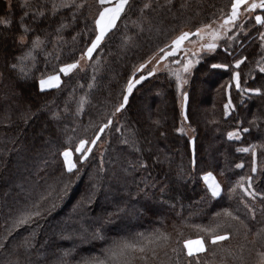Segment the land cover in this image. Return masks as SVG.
Masks as SVG:
<instances>
[{"label":"trees","instance_id":"16d2710c","mask_svg":"<svg viewBox=\"0 0 264 264\" xmlns=\"http://www.w3.org/2000/svg\"><path fill=\"white\" fill-rule=\"evenodd\" d=\"M65 2L0 0V20L9 21L0 23V264H264L260 198L253 201L239 187L230 191L240 177L254 176L253 187L264 192V94L244 91L264 93V27L254 19L264 10L242 23L244 32L236 25L228 33L239 41L227 36L200 55L182 107L175 79L163 72L146 76L115 112L141 63L181 31L223 20L232 0H130L92 58L67 75L60 68L80 60L90 45L101 5L85 0L75 10L61 7ZM41 6L45 14L34 20L32 10ZM21 18L31 29L23 43ZM61 22L67 26L58 33ZM36 36L43 44L34 59L23 61V72L13 68ZM49 75H59V83L41 90L40 79ZM81 97L86 103L78 112ZM109 117L82 163L79 140L94 139ZM237 130L240 139H229ZM249 145L256 146V173L252 152L237 151ZM65 149L73 153V173L66 171ZM207 172L220 184L217 197L203 182ZM246 204L256 208L254 218ZM36 212L29 223L13 226ZM213 235L227 238L214 244ZM193 240L204 250L188 256L185 241Z\"/></svg>","mask_w":264,"mask_h":264},{"label":"snow or ice","instance_id":"6c2138e0","mask_svg":"<svg viewBox=\"0 0 264 264\" xmlns=\"http://www.w3.org/2000/svg\"><path fill=\"white\" fill-rule=\"evenodd\" d=\"M97 2L101 6L105 5L106 3L111 4V0H97ZM169 2H170V0H169ZM84 4H85V0H80L79 3H76V0H66V2L63 3L61 5V7L74 6L75 10H79V9L84 7ZM10 5H11V0H9V6ZM126 6H130V0H116L114 5H112L110 7H102V10L99 11L98 15L94 19L95 36L91 40L90 45H88L86 47V49L81 53L80 60H76L72 63H68V64L61 66V68H60L61 73H64L65 75H67L73 69L78 67L81 60H88V59L92 58L93 52L101 44V41L105 39V36L108 33V31L115 26L117 19L120 17L121 13L125 11ZM149 6H150L149 4L145 3L143 5V8L146 9ZM241 6H244L243 11L245 13L255 12L256 9L264 10V0H232L231 11L227 16L224 17L223 23L221 25V27L224 30L225 35H227L229 32L232 31L230 26H235L236 22L239 20L240 13H241ZM56 9H57V5L55 3H53V7H52V14L53 15L56 14ZM32 11L34 13V15H33L34 20L43 17L45 14V9L43 8V6L36 8V9H33ZM142 11H143V9H142ZM25 15H28V13L26 12ZM76 19H77V16L75 15V12H74L73 21H75ZM254 19H255V23L257 25L264 27V15L257 14V15H255ZM21 21H22L21 26L23 28V34L20 36V41H21V43H23L27 37L28 32L31 31V29L29 26L23 24V18H21ZM0 23L7 24V23H9V21L0 20ZM66 26H67L66 23L61 22L58 25L56 31L59 33ZM210 27H211L210 24H204L200 27H197L195 29V32L181 31L180 34L178 36H176L171 41V45H165L163 48H160L158 50L160 53H162V55L159 56L156 63L159 64L161 60L165 59V57L175 55V53L180 50L183 42L185 40H188L189 37L197 36V37H200L201 39H203L204 35L209 34V33L205 32V29H208ZM239 29L241 32H244L245 26L241 24V25H239ZM210 35L212 36L213 42L201 44L200 48L197 49V51H199L200 49H207L209 51H214L216 49L217 44L214 41L220 37L221 33L218 30H214L210 33ZM259 37H260V40L262 42L261 48L264 49V31L259 32ZM73 39H75V37H73ZM228 39L239 41L241 39V37L233 34V35H229ZM193 43H195V41H193ZM42 44H43V41L41 40V38L39 36H36L32 40L31 48L28 50L26 55L19 58L20 63L19 64H13L12 67L13 68L19 67L20 71L23 72L24 71L23 61L27 60L29 57L34 59V57L32 56L33 51L37 48H40ZM166 49H170V50H166ZM193 55H196V53H193ZM175 62L182 64V71L184 73L190 72V70L194 64V61L191 58H188L184 61H175ZM196 62H198V61H196ZM146 63H147V61L145 63H141L138 66V68L136 69V71H140V70L144 69ZM241 63H242L241 59L236 60L235 66L238 68ZM212 66L214 68H227L228 67L227 64H214ZM155 71H156V69L154 67L152 69V71H149L147 73V75L152 76ZM259 71L264 73V66H260ZM133 75H135V73ZM175 75H176V80H177V87L179 88L181 85V82H182L180 72L175 73ZM144 79H145V76L141 75L138 79L133 80L130 78L128 80L127 87H126V93L123 96V101L119 105L116 106L115 112H120L121 109L125 108V105L127 104L128 99H129L128 93H131L134 86L136 84H139ZM232 79L236 81V87L239 89L240 88L239 73H234ZM59 80H60L59 75H49L46 78H42L39 81L40 89L44 90L46 87H52L54 84H58ZM183 82H186V81H183ZM89 87H91V85H89ZM244 91L252 92V93H255L257 95L264 94V93H262L260 88H248V89H244ZM183 95H184V98L186 101L187 100V93H183ZM85 103H86V98L81 97L80 104H79V107L77 109L78 112L83 110V106ZM230 103H231V101H229V104ZM229 104L225 105V116L228 115ZM113 114H115V113H113ZM111 123H112V119H111V117H109L108 122L100 128L99 132L96 134V137L94 139H92L91 141H88L85 139L79 140V142L75 148V151L77 153H80L79 159L82 163L86 161L89 153L92 152L91 145H95L97 143V140L100 138V133H102L104 131V129L107 128ZM117 131H120V129L117 128ZM239 131L240 130H237L236 132H229L228 133L229 139H232L234 137H235V139H240ZM242 131L248 132L249 129L243 128ZM123 142L129 143V141H127V140H125ZM131 146L136 147L134 141L131 142ZM255 147H256L255 145H249L248 147H243V148L237 149V151H239V152H249V151L252 152V155L254 158L253 167H252L253 173H256V171H257V169L255 167V155H256ZM137 150H139V149H137ZM61 155L64 158V165H65L66 171L68 173H73V170L76 169L77 166L71 159V155H72L71 151L68 149H65L61 153ZM141 166H143V164H141ZM236 167L239 168V167H242V165L238 164V165H236ZM100 170L101 171L104 170L103 169V162H101V169ZM77 174H78V170H77ZM254 179H255L254 176H246V177L242 176V177H240V180H238L237 183L235 185H233V187L230 189V191H235L236 188L239 187L241 190H243L244 194L246 196L250 197L253 201H255L257 199V197H259L260 202H261V210L264 211V192L257 191L253 187ZM203 180L206 183L208 190L210 191V193L213 197H217L220 195V192H221L220 184L216 181L212 172H207L206 174H204ZM242 181H247V183L246 184L242 183ZM67 189H68V185H65L64 188L61 190V193L62 194L66 193ZM245 206L248 208L249 212H251L253 214V218H254L255 213H256V208L254 206L247 205V204ZM226 214H228V213H226ZM34 215H39V212L22 214L20 217H18L14 221L13 226L18 227L20 225L29 223L31 220V217ZM160 238L161 237H157V239H160ZM162 238L165 240L167 239L166 236H164ZM226 238L227 237L223 236V235H213L211 239H212V243L215 244L217 241L224 240ZM197 244H199L197 251H203L204 250L203 245L200 244L199 241H197ZM190 245H191L190 241H185V247L188 249V256H192V252H193ZM136 248H137L136 245H125V249L135 250ZM139 251L143 252L144 248L140 247ZM121 254L123 255L124 252L122 251ZM261 256H262V258H264V253H262ZM125 264H127V261H125Z\"/></svg>","mask_w":264,"mask_h":264},{"label":"rangeland","instance_id":"374dc122","mask_svg":"<svg viewBox=\"0 0 264 264\" xmlns=\"http://www.w3.org/2000/svg\"><path fill=\"white\" fill-rule=\"evenodd\" d=\"M105 5H107V3ZM105 5L100 6L101 7V10H102V7H105ZM243 7L244 6H241L240 18L236 22V25H241L244 21H246V19H248L249 17H251L253 15V13H255L257 10H261V9H256L255 12L245 13L243 11ZM222 23H223V20L210 24L211 27L208 28V29H205V32L206 33H209V34L204 35L203 39H201L200 37H197V36H191V37H189L188 40H185L183 42L180 50L177 51L175 53V55L165 57V59L164 60H161L159 64H157L156 61L159 58V56L162 55V53L161 54H156V55L152 56L147 61V63L145 64V68L142 69V70H140V71H137L138 72L137 77L136 78H132V79L133 80L138 79L141 76V74H139V73H142L144 71H146L148 73L149 71H152V69L155 67L156 71L154 72V74L163 73V72L169 73L175 79V81H176V87H177V80H176L175 73L180 72V75H181V78H182V82H181L180 87L179 88L177 87V90H178V94L180 96V102H179V104L182 107L183 106V91H184V88H185V86H186V84H187V82L189 80V77H190V74H191L193 68L197 64L196 61L199 60L200 55L203 54L204 52H211V51H209L207 49H200L199 51H197V49H199L200 48V45L203 44V43L213 42L212 36L210 35V33L212 31H214V30H218L221 33L220 37L214 41L216 44H218L221 40L225 39L228 36V34L227 35L224 34V30L221 27ZM235 26H230V27L233 30ZM193 41H195V43H193ZM166 50H170V49H166ZM263 52H264V49H263ZM193 53H196V55H193ZM188 58H191L194 61V64H193L190 72L184 73L182 71V64L181 63H176L175 61H184V60H186ZM85 63H86V60H81V62L78 65V67H83V65ZM144 76L146 77L148 75L146 74ZM183 81H186V82H183ZM208 85L210 86V84H208ZM128 94H130V93H128ZM181 131L183 133L187 134V135H190V133H191V131L187 127H185V126H182L181 127ZM71 159L73 161V153L71 155ZM203 176H202V179H203ZM203 182H204V180H203ZM204 184L207 187V185H206L205 182H204ZM65 241L68 242L69 239H66ZM197 241H199V240L190 241L191 242V245L190 246H191L193 252H195V250L197 249V247H199V244H198V246H196ZM71 243H73V242H71ZM71 243L68 242V244H71ZM200 244H201V242H200ZM76 246L78 247V245H76ZM187 251H188V249H187Z\"/></svg>","mask_w":264,"mask_h":264},{"label":"crops","instance_id":"0c3cea01","mask_svg":"<svg viewBox=\"0 0 264 264\" xmlns=\"http://www.w3.org/2000/svg\"><path fill=\"white\" fill-rule=\"evenodd\" d=\"M115 2H116V0H111V4H107V5H105V7H110V6H112V5H114L115 4ZM118 20V19H117ZM112 29V28H111ZM110 29V30H111ZM57 84H54L52 87H54V86H56ZM48 88H51V87H46L45 89H48ZM201 242V241H200ZM202 244V243H201ZM203 245V244H202ZM196 246H198V244H196ZM197 249H198V247H197ZM197 249L195 250V252H192V253H196V252H200V251H197Z\"/></svg>","mask_w":264,"mask_h":264}]
</instances>
